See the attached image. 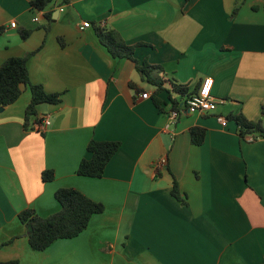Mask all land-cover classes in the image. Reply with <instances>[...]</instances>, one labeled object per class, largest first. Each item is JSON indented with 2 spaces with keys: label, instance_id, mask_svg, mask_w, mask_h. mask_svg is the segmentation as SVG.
<instances>
[{
  "label": "crops",
  "instance_id": "0c3cea01",
  "mask_svg": "<svg viewBox=\"0 0 264 264\" xmlns=\"http://www.w3.org/2000/svg\"><path fill=\"white\" fill-rule=\"evenodd\" d=\"M31 1L0 0V66L30 55V82L59 103L38 107L51 120L44 133L25 128L28 86L0 112V263L264 264V138L217 120L264 119V0H239L234 15L236 0H53L42 11ZM97 27L144 45L137 59L191 94L212 77L225 103L208 115L183 109L167 131L171 104L162 112L141 97L154 88L133 61L108 53ZM195 127L206 132L200 146ZM91 140L121 143L101 178L77 174ZM45 171L55 179L44 182ZM174 179L187 205L172 196ZM62 188L105 210L78 237L35 251L19 214L59 212Z\"/></svg>",
  "mask_w": 264,
  "mask_h": 264
},
{
  "label": "trees",
  "instance_id": "16d2710c",
  "mask_svg": "<svg viewBox=\"0 0 264 264\" xmlns=\"http://www.w3.org/2000/svg\"><path fill=\"white\" fill-rule=\"evenodd\" d=\"M53 0H32L31 5L37 10H44ZM241 6L236 0L233 15ZM50 15H46L48 18ZM4 29L0 28V35ZM96 34L101 45H103L113 58L128 59L136 64L137 70L143 74L144 80L154 88L151 99L155 106L164 111V106L171 104V110L179 111L186 96L191 92L188 86L164 79V69L161 65L152 64L147 60L137 59V53L141 43L128 44L120 35L112 29L103 27L96 28ZM23 39L30 36V31H21ZM34 54V53H33ZM30 56V55H29ZM28 57H13L7 59L0 66V108L14 104L22 95L23 87L28 86L31 90V101L27 106L25 128L32 129V125L40 122L38 107L42 104L55 105L59 103L57 94L47 93L42 85L30 82ZM169 84V88L166 86ZM131 87L134 85L131 84ZM167 94V100L162 99V94ZM174 96H177L174 97ZM264 112V111H263ZM264 117V114H263ZM230 121H235L239 128L241 138L253 136L264 138V119L249 121L243 115H229ZM206 132L203 128L191 129L192 144L200 146L205 140ZM121 148L118 141L91 140L87 145L89 158L83 159L79 164L77 174L89 178H101L113 156ZM55 179L53 171H45L42 174L44 182ZM172 196L184 205L187 199L182 195L178 182L174 179ZM55 198L60 204L59 212L48 217L39 216L35 210L26 209L19 214V219L28 228V240L31 248L35 251H44L55 241L68 240L78 237L87 229L94 215L101 214L105 210L102 203L95 202L84 193L75 188H62L56 191ZM0 264H19L17 260L1 262Z\"/></svg>",
  "mask_w": 264,
  "mask_h": 264
},
{
  "label": "built area",
  "instance_id": "2783aa9c",
  "mask_svg": "<svg viewBox=\"0 0 264 264\" xmlns=\"http://www.w3.org/2000/svg\"><path fill=\"white\" fill-rule=\"evenodd\" d=\"M41 16H36L33 21L40 22ZM11 28H16L17 23L12 22L10 25ZM92 24L90 22H84L81 29H88L91 28ZM213 86H214V79L212 77H206L199 89L192 93L190 96H186L183 103L182 109L179 111L169 110V124L166 126V129L170 128V126L175 125L179 120L180 113L183 109H187L190 113L200 114V115H208L213 113L217 110L218 106L225 103L224 100L216 99L213 95ZM143 99H148L151 97L148 93H143L141 95ZM217 120L222 124V126L228 125V119L223 116H218ZM51 124V120L48 116L40 118V122L35 123L32 125V130L37 131L39 133H44ZM249 141H254L255 137L248 136Z\"/></svg>",
  "mask_w": 264,
  "mask_h": 264
},
{
  "label": "rangeland",
  "instance_id": "374dc122",
  "mask_svg": "<svg viewBox=\"0 0 264 264\" xmlns=\"http://www.w3.org/2000/svg\"><path fill=\"white\" fill-rule=\"evenodd\" d=\"M162 98H163V99H167L164 95H162Z\"/></svg>",
  "mask_w": 264,
  "mask_h": 264
},
{
  "label": "water",
  "instance_id": "95a60500",
  "mask_svg": "<svg viewBox=\"0 0 264 264\" xmlns=\"http://www.w3.org/2000/svg\"><path fill=\"white\" fill-rule=\"evenodd\" d=\"M3 111V108H0V112H2Z\"/></svg>",
  "mask_w": 264,
  "mask_h": 264
}]
</instances>
